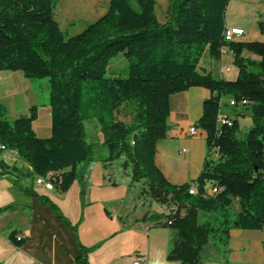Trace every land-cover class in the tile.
<instances>
[{
    "label": "trees",
    "instance_id": "16d2710c",
    "mask_svg": "<svg viewBox=\"0 0 264 264\" xmlns=\"http://www.w3.org/2000/svg\"><path fill=\"white\" fill-rule=\"evenodd\" d=\"M229 1L171 0L169 18L161 22L156 0H110L104 15L68 36L54 17L57 0H0V70L46 78L51 115L50 135L39 136L33 127L36 105L10 120L0 103V144L27 161L29 178L69 169L60 185L65 191L76 179V167L94 158L84 120L97 118L108 151L104 160L124 157L133 182L145 181L155 200L177 205L175 215L144 217L169 229V261L201 264L207 246L224 251L232 229H263L264 41L225 40ZM226 46L238 68L235 80L200 70L205 55L219 60ZM245 51L252 56L245 57ZM120 54L127 67L111 70ZM194 86L212 92L198 126L207 133L209 154H218L216 161L206 160L192 182L196 195L188 192L192 183H169L155 163L156 145L167 134L170 96ZM224 98L247 99L253 123L244 138L238 137V119L221 121ZM126 104L135 107L131 123L116 118ZM17 171L0 159V176L13 175L16 186L47 202L70 225L47 196L20 184ZM213 185L220 191L207 194ZM235 201L239 209L233 208ZM9 239L16 246L22 240L15 233ZM82 250L78 261L89 264Z\"/></svg>",
    "mask_w": 264,
    "mask_h": 264
},
{
    "label": "crops",
    "instance_id": "0c3cea01",
    "mask_svg": "<svg viewBox=\"0 0 264 264\" xmlns=\"http://www.w3.org/2000/svg\"><path fill=\"white\" fill-rule=\"evenodd\" d=\"M244 56L252 55L245 51ZM225 61H234V54L227 46L219 60L205 55L200 61V70L235 80L238 68L233 63L231 69L224 65ZM227 67L230 70H226ZM211 96L212 92L203 86L170 96L167 134L156 145L155 163L173 185L194 182L207 159H218L217 152L209 154L207 133L198 126L204 101ZM229 100L224 98L226 105ZM223 115L234 119L227 113ZM240 115L246 116L247 112L242 111ZM252 123L253 120L244 124L239 120L240 130L246 132ZM192 126L197 127L195 134L189 131ZM33 127L39 136L50 135L51 122L47 119L44 125L36 127L33 123ZM115 161L100 163L94 162L93 158L90 162L80 163L76 167V179L67 190L61 191L62 183L56 182L52 190L37 184L34 178L25 176L30 170L27 161L20 156L10 157L6 162L17 167L20 184L47 196L70 225L47 202L16 186L13 175L0 176V264H83L78 261L82 248L86 250L89 264H133L137 257L143 264H181L167 259L169 229L159 225L157 220L144 219L153 214L140 217V213L135 214L138 182L134 185L130 180L131 189L121 191L115 177ZM125 202L129 206H122ZM12 233L16 238L22 237L19 246L10 242ZM263 263L264 228H236L230 231L229 244L224 251H216L211 246L205 248L201 264Z\"/></svg>",
    "mask_w": 264,
    "mask_h": 264
},
{
    "label": "rangeland",
    "instance_id": "374dc122",
    "mask_svg": "<svg viewBox=\"0 0 264 264\" xmlns=\"http://www.w3.org/2000/svg\"><path fill=\"white\" fill-rule=\"evenodd\" d=\"M170 4L171 0H156L154 12L159 21L165 22L168 20ZM109 8L110 0H57L54 17L60 28L68 36H73L104 15ZM225 21L227 28L238 27L245 32L243 36H236L235 41H264V0H230L225 12ZM224 63V65H229L231 69L234 68L233 63L227 61ZM123 67H127V62L120 54L113 61L111 70H118ZM48 96L49 90L46 78L28 79L22 71L0 70V102L10 120H14L22 114H28L29 108L36 105L38 113L36 120L33 122L34 125L36 127L44 125L46 119L51 122L49 106H46L48 105ZM242 111H246L247 115H240ZM249 112L250 110L241 104L237 106L222 105L223 114L227 113L243 124L252 120V116H249L251 112ZM134 114L135 107L126 104L116 113V118L131 123ZM84 127L86 141L94 147V162L101 163L104 161L103 158L108 156V151L102 145L104 135L99 121L95 117L87 118L84 120ZM238 136L244 138L245 131L240 130ZM123 162L124 157L115 161V177L118 178L121 191L130 190L131 186L128 182L132 180L130 170L123 166ZM26 164L28 163L26 162ZM34 179H36V176ZM79 180H81V174ZM135 184L136 182H134ZM34 186L39 188L37 184H34ZM136 186L138 200L136 201L135 214L140 213V217L143 214L166 213L167 208L172 203L162 204L155 200L148 192V185L145 181L138 182ZM126 205H128V202L122 204V206ZM130 206H132V203ZM233 208H240L237 201L233 203ZM133 212L134 210L131 211V214Z\"/></svg>",
    "mask_w": 264,
    "mask_h": 264
},
{
    "label": "built area",
    "instance_id": "2783aa9c",
    "mask_svg": "<svg viewBox=\"0 0 264 264\" xmlns=\"http://www.w3.org/2000/svg\"><path fill=\"white\" fill-rule=\"evenodd\" d=\"M244 34H245V32L240 28H227L225 33H224V38L226 41H233V40H235L236 36H243ZM226 70H230V68H226ZM247 103H248L247 99H242L239 102H236L234 99H230L228 101V104L231 106H237L239 104L246 105ZM223 104H225L224 101L222 102V105ZM221 121L223 123L227 122V123L231 124V120L228 117H221ZM189 131L191 134H195L197 132V127L192 126ZM12 156L13 157L19 156V152L16 149L7 148V147H5V145L0 144V159L7 161ZM35 181L37 184L42 185L47 190H52L54 188L56 182L57 183L63 182V171L48 172L46 175L37 176ZM220 189L221 188L218 185L210 186L207 189V194H210V195L215 194V193L219 192ZM188 192H189V194H192V195L198 194L197 185L195 183H192L189 186ZM177 210H178L177 205L172 203L167 208L166 214L175 215ZM183 212H184V209L181 210V213H183ZM168 223L171 224L172 221L169 220ZM21 238H22L21 236H17V240H20ZM133 264H143V261L140 257H137L133 261Z\"/></svg>",
    "mask_w": 264,
    "mask_h": 264
}]
</instances>
